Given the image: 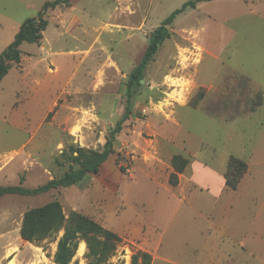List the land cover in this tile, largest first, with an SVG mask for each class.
<instances>
[{
    "label": "rangeland",
    "instance_id": "374dc122",
    "mask_svg": "<svg viewBox=\"0 0 264 264\" xmlns=\"http://www.w3.org/2000/svg\"><path fill=\"white\" fill-rule=\"evenodd\" d=\"M53 1L0 0V55ZM188 1L72 0L48 11L43 39L21 46L0 86V187L60 178L71 146L102 150L151 34ZM176 155L189 164L174 185ZM232 157L248 165L236 191L226 186ZM53 201L123 239L112 264H132L138 250L152 264H264V0L203 2L179 15L99 173L0 198V264H56L63 231L21 237L25 213ZM86 253L82 242L72 264H87Z\"/></svg>",
    "mask_w": 264,
    "mask_h": 264
},
{
    "label": "trees",
    "instance_id": "16d2710c",
    "mask_svg": "<svg viewBox=\"0 0 264 264\" xmlns=\"http://www.w3.org/2000/svg\"><path fill=\"white\" fill-rule=\"evenodd\" d=\"M217 0H190L182 8L174 11L163 21L150 36L147 50L134 68L129 77L127 92V106L124 115L111 130L107 142L100 151L85 149L80 146H71L66 154L72 162L70 169L60 178L53 179L36 189H27L21 186L0 187V198L8 194H19L24 196H38L54 189L69 188L83 184L90 175L99 173L102 166L115 152V143L118 135L123 131L124 124L135 114V95L149 64L153 61L161 47L170 38L171 27L176 18L189 9H196L198 4L213 2ZM72 0H55L47 2L38 17L27 19L16 34L15 40L0 55V84L9 74L13 64L22 62L21 46L24 43L39 44L43 39L49 22L46 14L57 7L71 6ZM261 98V95L259 96ZM189 164L188 159L181 155L174 156L172 166L175 170L171 175V181L176 179L177 173H181ZM248 171L245 161L231 158L229 172L226 175V186L236 191L241 183L242 177ZM174 185L177 181H172ZM61 231L63 236L58 242L55 254L56 264H72L78 252L80 243L87 246V264H112V259L117 256L123 239L115 232L106 229L98 222L82 214L73 212L69 218L66 217L62 204L53 201L45 206L27 211L24 215L21 237L28 242L45 241ZM132 264H152V256L144 251L138 250L133 255Z\"/></svg>",
    "mask_w": 264,
    "mask_h": 264
},
{
    "label": "crops",
    "instance_id": "0c3cea01",
    "mask_svg": "<svg viewBox=\"0 0 264 264\" xmlns=\"http://www.w3.org/2000/svg\"><path fill=\"white\" fill-rule=\"evenodd\" d=\"M6 77H7V76H6ZM6 77H5V78H6ZM5 78H4V79H5ZM4 79H3V80H4ZM2 82H3V81H2ZM2 82H1V84H2ZM1 84H0V86H1ZM253 84H255V86H256V84H257L258 86H261L259 83H255V82H253ZM3 171H4L3 167L0 166V175H2V174L4 173ZM195 180H197V182H199V183H201V184H209V183H205V182L199 180L198 176L195 177ZM211 186H213V188H215L214 185L211 184ZM216 187H217V189L220 188V187L217 186V185H216Z\"/></svg>",
    "mask_w": 264,
    "mask_h": 264
},
{
    "label": "water",
    "instance_id": "95a60500",
    "mask_svg": "<svg viewBox=\"0 0 264 264\" xmlns=\"http://www.w3.org/2000/svg\"><path fill=\"white\" fill-rule=\"evenodd\" d=\"M142 83H144V80H142Z\"/></svg>",
    "mask_w": 264,
    "mask_h": 264
},
{
    "label": "bare ground",
    "instance_id": "6f19581e",
    "mask_svg": "<svg viewBox=\"0 0 264 264\" xmlns=\"http://www.w3.org/2000/svg\"><path fill=\"white\" fill-rule=\"evenodd\" d=\"M13 262V261H12Z\"/></svg>",
    "mask_w": 264,
    "mask_h": 264
}]
</instances>
